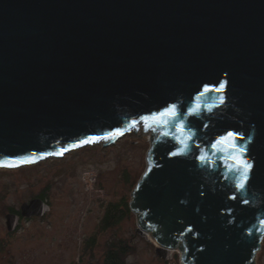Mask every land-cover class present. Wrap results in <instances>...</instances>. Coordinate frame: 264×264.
I'll use <instances>...</instances> for the list:
<instances>
[{"label": "water", "instance_id": "obj_1", "mask_svg": "<svg viewBox=\"0 0 264 264\" xmlns=\"http://www.w3.org/2000/svg\"><path fill=\"white\" fill-rule=\"evenodd\" d=\"M221 83V92L196 99ZM170 105L183 117L145 131L141 118ZM118 129L128 130L99 139ZM227 132L244 137L236 143L253 165L243 191L211 148ZM190 133L184 154L173 156L182 146L173 137ZM89 137L97 142L80 144ZM139 137L150 147L129 207L155 254L169 260L180 251L181 264H256L264 238V0H0V169ZM47 212L41 199L21 205L22 217ZM18 220L6 215L7 230Z\"/></svg>", "mask_w": 264, "mask_h": 264}, {"label": "rangeland", "instance_id": "obj_2", "mask_svg": "<svg viewBox=\"0 0 264 264\" xmlns=\"http://www.w3.org/2000/svg\"><path fill=\"white\" fill-rule=\"evenodd\" d=\"M147 139L127 138L108 148H82L29 168L0 169V242L7 239L8 209L37 196H44L42 201L51 206L47 204L50 212L40 220L23 224L10 239L9 253L1 252L12 256L13 264H101L107 244L124 240L132 247L129 264H181L180 251L169 260L155 254L154 244L137 234L133 212L112 227H101L110 204H130L146 168ZM256 264H264V238Z\"/></svg>", "mask_w": 264, "mask_h": 264}, {"label": "snow or ice", "instance_id": "obj_3", "mask_svg": "<svg viewBox=\"0 0 264 264\" xmlns=\"http://www.w3.org/2000/svg\"><path fill=\"white\" fill-rule=\"evenodd\" d=\"M225 88V85L221 83L218 88L215 89H208L205 88L203 92H201L200 96L196 97L197 100L201 98V96H204L209 91H215L217 93L221 92ZM221 103H223V97H221ZM188 115H195L196 113L193 112L192 109L188 110ZM183 112L177 111L176 105H170L166 107L163 111H158L156 113H153L150 117H142L141 121L147 125L145 128V131L152 130L157 131V129H162L168 127L172 121L176 120L177 117H183ZM151 121V123H149ZM131 127H136V123L134 122ZM184 125L181 124L180 130L183 131ZM128 129H118L116 133H107L104 137H100L99 139L104 140H110L115 135H123L125 131ZM164 135H168L167 132L164 133ZM191 133L185 138V137H173V139L177 140V143L181 144L182 146L178 151L172 152L173 156L176 155H183L185 152L186 144L185 139H191ZM98 138L95 137H89L85 140L80 141V144H88V143H95L97 142ZM244 137L240 136L238 133L235 132H227L223 136L218 137L215 142L211 145V148L213 150V154L215 153H222V159H223V165L229 172L238 173V181L236 184V188L239 191H243L245 188L246 182L248 180L249 172L251 171L253 165L248 160L245 159V152L246 149L243 146H238L237 141L243 140ZM251 139V138H249ZM75 147V145L71 146ZM70 147H65L62 150L58 152L53 153H44L39 157V159H44L46 156H62L65 152L70 151ZM198 159L201 161V163H204L207 160V157L204 155H201L198 157ZM22 162L24 163H34L35 157H23ZM7 166V165H5ZM262 226H264V221H261Z\"/></svg>", "mask_w": 264, "mask_h": 264}, {"label": "trees", "instance_id": "obj_4", "mask_svg": "<svg viewBox=\"0 0 264 264\" xmlns=\"http://www.w3.org/2000/svg\"><path fill=\"white\" fill-rule=\"evenodd\" d=\"M124 178L128 179L127 175H124ZM41 198L44 199V196H41ZM130 212L131 211L128 202L121 201L116 205L110 204L107 208V212L104 216L101 227L104 229L106 227L114 226L126 218ZM150 244L153 246L152 242H150ZM93 245L94 239L90 241V246ZM130 251H132V247L129 245L128 241L113 240L107 244V249L101 264H129L127 262V257Z\"/></svg>", "mask_w": 264, "mask_h": 264}, {"label": "flooded vegetation", "instance_id": "obj_5", "mask_svg": "<svg viewBox=\"0 0 264 264\" xmlns=\"http://www.w3.org/2000/svg\"><path fill=\"white\" fill-rule=\"evenodd\" d=\"M33 199H41V196H37ZM43 200V199H41ZM47 204L50 206V204L47 202ZM51 208V206H50ZM11 210L10 212H8L6 215L10 214V215H14V216H18L19 220L18 223L16 225V228L13 231H8L7 230V239H5V241H1L0 242V252L2 250H4L5 252L9 253L10 251L8 250L9 247H12V245H10V239L12 237H14L15 235H17L19 233V231L22 229V226L24 223H34L36 220H40L43 217H30V218H26V217H22L21 216V207L16 208V209H8V211ZM50 212V211H49ZM23 257V256H22ZM13 257L12 256H5L2 252L0 253V264H13L12 261Z\"/></svg>", "mask_w": 264, "mask_h": 264}, {"label": "bare ground", "instance_id": "obj_6", "mask_svg": "<svg viewBox=\"0 0 264 264\" xmlns=\"http://www.w3.org/2000/svg\"><path fill=\"white\" fill-rule=\"evenodd\" d=\"M149 237V236H148Z\"/></svg>", "mask_w": 264, "mask_h": 264}]
</instances>
